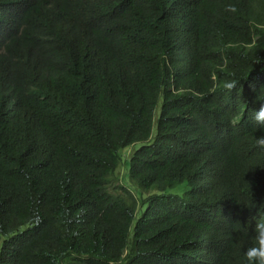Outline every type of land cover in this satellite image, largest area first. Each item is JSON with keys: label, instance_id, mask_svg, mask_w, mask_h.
<instances>
[{"label": "trees", "instance_id": "trees-1", "mask_svg": "<svg viewBox=\"0 0 264 264\" xmlns=\"http://www.w3.org/2000/svg\"><path fill=\"white\" fill-rule=\"evenodd\" d=\"M261 103L264 0H0V264H247Z\"/></svg>", "mask_w": 264, "mask_h": 264}, {"label": "clouds", "instance_id": "clouds-1", "mask_svg": "<svg viewBox=\"0 0 264 264\" xmlns=\"http://www.w3.org/2000/svg\"><path fill=\"white\" fill-rule=\"evenodd\" d=\"M226 87H232L231 84ZM254 119L261 128H264V103L255 110ZM256 146L264 151V134L258 135L255 138ZM254 240L251 246L244 251L247 264H264V222L258 223L255 226Z\"/></svg>", "mask_w": 264, "mask_h": 264}, {"label": "rangeland", "instance_id": "rangeland-1", "mask_svg": "<svg viewBox=\"0 0 264 264\" xmlns=\"http://www.w3.org/2000/svg\"><path fill=\"white\" fill-rule=\"evenodd\" d=\"M127 169H128V165H127V164H125V165L122 167V170H124V172H125V175H126V173H127Z\"/></svg>", "mask_w": 264, "mask_h": 264}]
</instances>
